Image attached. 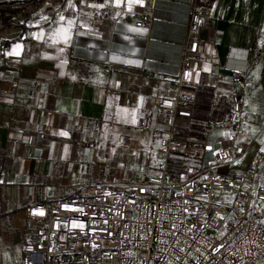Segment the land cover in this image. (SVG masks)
<instances>
[{"label":"crops","instance_id":"obj_1","mask_svg":"<svg viewBox=\"0 0 264 264\" xmlns=\"http://www.w3.org/2000/svg\"><path fill=\"white\" fill-rule=\"evenodd\" d=\"M198 2L208 8L203 26L209 29L200 30L205 53L224 60L232 49L248 52L240 143L247 138L264 149L259 146L264 130L258 132L264 125V0ZM144 4V0L131 5L129 0L119 5L116 0H27L9 22L0 21V45L5 47L0 58V264H8L11 248L21 251L27 239L20 220L29 205L73 195L83 184L158 173L160 135L152 128H160L163 121L153 100L168 94L167 83L147 77L139 60L108 64L102 54L75 50L95 40L137 43L125 35L129 29L137 31ZM61 28L65 31L59 32ZM217 30L223 33L217 35ZM217 72L207 60L192 59V79L220 88L232 104L230 79L224 75L216 81ZM37 95L46 96L45 137L32 147L22 142L23 124L38 119ZM247 101L255 111H245ZM69 116L81 120L79 131L68 129ZM142 120L150 127L142 128ZM245 125L253 126L250 134L244 133ZM34 147L41 150L42 160L30 156Z\"/></svg>","mask_w":264,"mask_h":264},{"label":"built area","instance_id":"obj_2","mask_svg":"<svg viewBox=\"0 0 264 264\" xmlns=\"http://www.w3.org/2000/svg\"><path fill=\"white\" fill-rule=\"evenodd\" d=\"M144 2L137 31L125 35L137 43L95 40L75 50L102 54L108 64L139 60L147 77L167 83L168 94L153 100L168 128H152L161 136L158 173L83 184L73 195L29 205L20 220L28 232L21 264H264V151L255 150L244 171L228 167L240 147L248 52L232 49L220 60L201 49L208 8L198 0ZM4 55L0 45V58ZM194 57L215 65L218 78L228 76L234 98L227 117L218 122L225 136L206 146L195 169L185 168L173 178L168 158L190 147L173 130L177 120L191 117ZM45 100V95L35 96L39 116L23 124L25 145L36 146L45 137ZM68 121L69 130L81 129V120L69 116ZM140 126L150 127L144 120ZM30 156L42 160L39 148ZM131 169L138 171L135 165Z\"/></svg>","mask_w":264,"mask_h":264},{"label":"rangeland","instance_id":"obj_3","mask_svg":"<svg viewBox=\"0 0 264 264\" xmlns=\"http://www.w3.org/2000/svg\"><path fill=\"white\" fill-rule=\"evenodd\" d=\"M203 27L201 28V33H203L204 30L209 29L208 25ZM213 77L216 81L221 80V78H218L216 75H214ZM200 83H202V85L208 87L209 89L211 88L210 90H206V94L203 93L199 94L198 107L199 106L201 107L200 116L197 117L198 116L197 113L196 116L193 115L194 113H192L194 112V108L196 106L195 104L196 100H195V103H193L191 108V113H192L191 117L177 120L173 130V133L177 138L187 141L190 146L186 153L171 155L168 158L167 169L173 178H179L182 174V171L185 168L195 169L196 164L199 162L200 156L203 150L206 148V146L210 145L209 143H212L213 141L225 136V132L218 126V122L222 119L221 114L223 110H227L228 112L230 111L231 102L230 100L227 101L225 99V95L220 93L222 92L220 88L217 90L215 86L213 87L212 85H205L203 79L201 80ZM162 85L164 86V84ZM233 98H234V93L232 94V99ZM201 99L203 101H201ZM201 102L203 103L202 105ZM250 110L255 111L254 104L251 101H247L245 111L247 112ZM192 122H195L194 124L197 125L201 124L200 130H202L203 132L202 134H204L203 142H198L196 140H187V136H190L188 134L190 133V127L192 126L191 125ZM158 127H160L159 129L161 131L168 130V128L163 122L162 123L159 122ZM252 128L253 126L251 125H245L244 133L249 132L250 134L252 132ZM261 130H264V125H262L260 129L258 128V132ZM192 136L196 138L195 134L194 135L192 134ZM259 146L264 148V140H262V144ZM255 149H257L255 142L254 141L249 142L247 141V138L246 139L244 138L242 144L240 143L239 149L237 151H234L232 153L231 158L228 160L229 169L234 172L244 171L248 165L252 152ZM237 161L239 162L237 163ZM20 232H21V238L22 240H24L23 239L24 231H20ZM10 244L13 245L12 242H10ZM17 249L18 248H11L12 254H10V261L8 264H21L20 251H18Z\"/></svg>","mask_w":264,"mask_h":264},{"label":"trees","instance_id":"obj_4","mask_svg":"<svg viewBox=\"0 0 264 264\" xmlns=\"http://www.w3.org/2000/svg\"><path fill=\"white\" fill-rule=\"evenodd\" d=\"M27 0H12V1H8V0H0V21H5L6 23L9 22V20L14 16V14H16V12L18 11V9L21 7V5L23 3H25ZM33 1V0H32ZM211 89V88H210ZM208 87L202 85V84H199L198 87H197V90H196V97H195V100H196V103L194 101V103L196 104L195 108H194V113L193 115L196 116V113L198 114L197 117L200 116V112H201V107L199 106L198 107V99H199V94L200 93H203V94H206V90H210ZM201 101H203L201 99ZM203 103L201 102V105ZM191 113V114H192ZM228 111L227 110H223L222 111V118H225L227 117L228 115ZM197 120V119H196ZM197 122V121H196ZM195 122H192V126L190 127V133L188 135L190 136H187V140H196L198 142H203L204 140V134H202V130L201 129V124H194ZM192 134L196 136V138L194 136H192Z\"/></svg>","mask_w":264,"mask_h":264},{"label":"snow or ice","instance_id":"obj_5","mask_svg":"<svg viewBox=\"0 0 264 264\" xmlns=\"http://www.w3.org/2000/svg\"><path fill=\"white\" fill-rule=\"evenodd\" d=\"M132 2L139 3L140 0H129V5H131ZM120 3H121V0H116V4H117V5H119ZM70 6H72L71 3H70ZM93 7H99V6H97V5H93ZM45 19H46V18H45ZM64 19H65L64 16H60V20H61V21H64ZM72 23H73L72 20H69V21H68V24H69V25H71ZM58 31H59V32H64L65 30H64L63 28H61V29H59ZM16 47L19 48L20 45H17ZM61 134H62V135H66V133H61ZM261 151H264V149H262ZM238 162H239V161H237V163H238ZM74 227H76V225H74ZM80 227H82V225H81Z\"/></svg>","mask_w":264,"mask_h":264},{"label":"bare ground","instance_id":"obj_6","mask_svg":"<svg viewBox=\"0 0 264 264\" xmlns=\"http://www.w3.org/2000/svg\"><path fill=\"white\" fill-rule=\"evenodd\" d=\"M103 57H104V55H102V58H103ZM115 60L122 62V61H124V60H126V59H125V58H118V57H115Z\"/></svg>","mask_w":264,"mask_h":264}]
</instances>
